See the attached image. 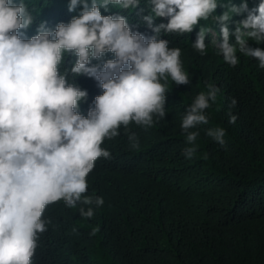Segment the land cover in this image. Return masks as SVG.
Returning <instances> with one entry per match:
<instances>
[{"label":"trees","instance_id":"16d2710c","mask_svg":"<svg viewBox=\"0 0 264 264\" xmlns=\"http://www.w3.org/2000/svg\"><path fill=\"white\" fill-rule=\"evenodd\" d=\"M245 2L248 10L233 14L228 22L234 33L237 23L261 0H217L209 19L200 20L192 32L161 31L157 39L181 50L190 83L176 85L169 77L165 118L154 114L151 126L121 125L117 136L104 139L101 147L110 156L98 158L86 177L84 196L93 203L77 202L72 208L63 200L49 204L42 217L46 231L38 234L31 264H264V68L238 50L234 67L218 53L222 35L216 17ZM24 3L34 16L33 24L20 30L25 38L38 34L42 22L54 30L82 10L78 6L69 12L70 0ZM150 8L149 0H140L133 9L110 5L100 11L127 17L133 33L151 37L155 33L142 19ZM168 19L154 17L153 24H166ZM201 27L211 28L204 54L192 46ZM229 42L236 45L234 35ZM248 46L264 50V42L249 40ZM76 59L65 53L59 71L64 74L67 69L68 83L88 93L78 109L87 116L103 90L94 78L71 73ZM109 59H114L111 52L93 59L90 66ZM208 84L219 92L205 110L208 123L191 129L199 135L194 142L197 150L188 158L185 149L193 145L186 142L182 119L195 97L207 92ZM232 115L237 117L235 123H229ZM217 127L225 129L223 146L206 134ZM132 134L135 142L129 140ZM97 197L103 198L102 206L95 204ZM81 208H91L93 216H81ZM94 228L99 230L92 235Z\"/></svg>","mask_w":264,"mask_h":264},{"label":"clouds","instance_id":"9594fccd","mask_svg":"<svg viewBox=\"0 0 264 264\" xmlns=\"http://www.w3.org/2000/svg\"><path fill=\"white\" fill-rule=\"evenodd\" d=\"M139 2L91 0L89 6L88 0H70L69 12L82 6L78 16L54 30L42 22L38 34L25 38L20 30L33 24V11L24 0H0V264H31L38 234L46 231L42 217L49 204L63 200L72 208L77 202L93 203L84 196L86 177L98 158L110 156L101 147L104 139L117 136L121 125L151 126L154 114L165 118L169 77L176 85L190 83L180 61L181 50L169 48L167 40L157 37L161 31L192 32L200 20L209 19L217 0H149L150 14L142 19L155 33L151 37L133 33L127 17L105 16L100 11L110 5L129 10ZM247 10L246 2L231 5L216 17L222 35L218 53L234 67L238 50L264 68V50L248 46L249 40L264 42V0L237 23L234 33L229 31L232 15ZM154 17L169 19L154 26ZM210 32V27H201L192 45L201 54ZM230 35L235 36L236 45L229 42ZM109 52L114 59L90 66L93 59ZM65 53L77 58L71 73L94 78L103 90L87 116L78 109L88 93L68 83L67 69L64 74L59 71ZM207 89L195 97L182 119L186 142L193 145L185 149L188 158L197 150L194 142L199 135L191 129L208 123L205 110L219 92L212 84ZM231 103L235 106L237 101ZM236 119L230 116L229 123ZM206 134L224 145V128H209ZM129 140L135 142V135ZM103 203L102 197L95 199L97 206ZM80 214L91 218L93 210L81 208Z\"/></svg>","mask_w":264,"mask_h":264}]
</instances>
